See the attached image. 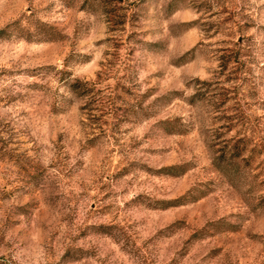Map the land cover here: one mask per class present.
Listing matches in <instances>:
<instances>
[{
    "label": "rangeland",
    "instance_id": "rangeland-1",
    "mask_svg": "<svg viewBox=\"0 0 264 264\" xmlns=\"http://www.w3.org/2000/svg\"><path fill=\"white\" fill-rule=\"evenodd\" d=\"M0 264H264V0H0Z\"/></svg>",
    "mask_w": 264,
    "mask_h": 264
},
{
    "label": "trees",
    "instance_id": "trees-1",
    "mask_svg": "<svg viewBox=\"0 0 264 264\" xmlns=\"http://www.w3.org/2000/svg\"><path fill=\"white\" fill-rule=\"evenodd\" d=\"M73 87H75L76 89H79V88H80L79 84H77V83H74V84H73ZM90 88H91V87H90ZM89 91H92V89H90Z\"/></svg>",
    "mask_w": 264,
    "mask_h": 264
}]
</instances>
